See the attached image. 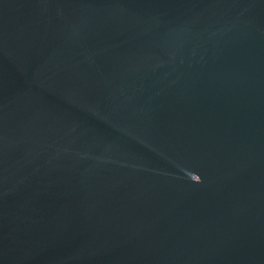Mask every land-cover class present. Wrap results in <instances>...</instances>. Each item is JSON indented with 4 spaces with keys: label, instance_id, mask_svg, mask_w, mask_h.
Segmentation results:
<instances>
[{
    "label": "water",
    "instance_id": "obj_1",
    "mask_svg": "<svg viewBox=\"0 0 264 264\" xmlns=\"http://www.w3.org/2000/svg\"><path fill=\"white\" fill-rule=\"evenodd\" d=\"M0 264H264V0H0Z\"/></svg>",
    "mask_w": 264,
    "mask_h": 264
}]
</instances>
